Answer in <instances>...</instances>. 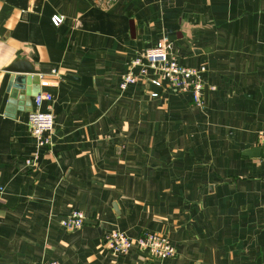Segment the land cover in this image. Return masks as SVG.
Wrapping results in <instances>:
<instances>
[{
    "label": "crops",
    "instance_id": "obj_1",
    "mask_svg": "<svg viewBox=\"0 0 264 264\" xmlns=\"http://www.w3.org/2000/svg\"><path fill=\"white\" fill-rule=\"evenodd\" d=\"M163 37L208 67L204 106L145 79L121 87ZM17 58L40 73L10 109ZM40 92L55 126L35 158ZM261 130L264 0H0V264H264V161L248 152ZM73 208L91 222L63 226ZM112 229L159 231L176 254H113Z\"/></svg>",
    "mask_w": 264,
    "mask_h": 264
},
{
    "label": "built area",
    "instance_id": "obj_2",
    "mask_svg": "<svg viewBox=\"0 0 264 264\" xmlns=\"http://www.w3.org/2000/svg\"><path fill=\"white\" fill-rule=\"evenodd\" d=\"M55 24L63 21L62 15L55 14L52 17ZM135 68H138L135 70ZM208 67L205 64L198 66L189 65L180 61L178 55L170 50V44L167 37H163L159 42L147 48L140 55L130 61L128 70L123 74L120 83L123 89L129 84L135 83L140 79L152 80L161 86H167L173 91L182 93L187 92L191 101L198 105H205V74ZM56 69H53L55 72ZM48 81L43 80L46 85ZM214 87V86H213ZM156 94V92H153ZM46 97V93H38L35 97L36 108L29 111L28 125L36 139L37 150L35 158L38 155V149L41 146L51 145V132L55 126V114L52 110H42L41 105ZM259 145L262 147L261 159L264 161V130L259 131ZM35 158L26 159V163L34 165ZM5 192V185L0 175V198ZM86 215L84 211L73 208L64 214L60 220L61 224L70 229L80 228L84 225ZM104 245L113 254H122L129 251L132 247H137L142 251L161 259L172 257L176 254V247L171 239L156 230H144L138 236L128 235L121 229H112L104 238ZM32 264H60L56 259H42Z\"/></svg>",
    "mask_w": 264,
    "mask_h": 264
},
{
    "label": "water",
    "instance_id": "obj_3",
    "mask_svg": "<svg viewBox=\"0 0 264 264\" xmlns=\"http://www.w3.org/2000/svg\"><path fill=\"white\" fill-rule=\"evenodd\" d=\"M9 70L15 71V72H24L19 73L13 76L11 86H13V89L10 91V98H9V107L10 109L14 108V105H16L19 102V96H20V90H23L26 88V84L28 82L35 81L37 78L35 76L40 73V70L34 67L32 64H28L26 59L23 58H17L14 60L8 67ZM66 77L74 78L75 75L67 74ZM148 85L150 86V92H156L159 93L162 91L163 87L159 84H156L152 80H148ZM37 92V91H36ZM21 94L27 95H34V93H30L28 90H25ZM36 94V93H35ZM205 97L207 98V89L205 91ZM251 155H261L262 154V147H258V149H254L252 151H248ZM86 222H91V219L87 218Z\"/></svg>",
    "mask_w": 264,
    "mask_h": 264
}]
</instances>
